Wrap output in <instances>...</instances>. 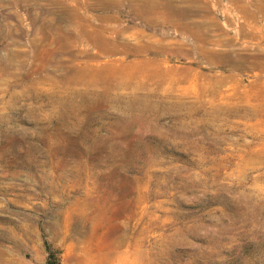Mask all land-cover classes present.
I'll list each match as a JSON object with an SVG mask.
<instances>
[{
	"label": "rangeland",
	"instance_id": "374dc122",
	"mask_svg": "<svg viewBox=\"0 0 264 264\" xmlns=\"http://www.w3.org/2000/svg\"><path fill=\"white\" fill-rule=\"evenodd\" d=\"M49 254L264 264V0H0V264Z\"/></svg>",
	"mask_w": 264,
	"mask_h": 264
},
{
	"label": "trees",
	"instance_id": "16d2710c",
	"mask_svg": "<svg viewBox=\"0 0 264 264\" xmlns=\"http://www.w3.org/2000/svg\"><path fill=\"white\" fill-rule=\"evenodd\" d=\"M46 249L48 250V252H49V247H46ZM50 256H49V258H48V260H47V262H46V264H55L54 262H53V255L52 254H49Z\"/></svg>",
	"mask_w": 264,
	"mask_h": 264
}]
</instances>
